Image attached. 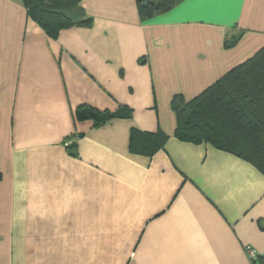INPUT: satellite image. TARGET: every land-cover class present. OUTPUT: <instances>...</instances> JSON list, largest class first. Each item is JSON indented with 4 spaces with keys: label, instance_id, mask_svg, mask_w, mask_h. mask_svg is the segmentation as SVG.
<instances>
[{
    "label": "crops",
    "instance_id": "0c3cea01",
    "mask_svg": "<svg viewBox=\"0 0 264 264\" xmlns=\"http://www.w3.org/2000/svg\"><path fill=\"white\" fill-rule=\"evenodd\" d=\"M82 7L93 26L54 40L0 0V264H251L264 173L178 139L172 101L264 49V0L145 20L136 0ZM84 106L115 118L79 122ZM134 133L163 138L139 153Z\"/></svg>",
    "mask_w": 264,
    "mask_h": 264
},
{
    "label": "trees",
    "instance_id": "16d2710c",
    "mask_svg": "<svg viewBox=\"0 0 264 264\" xmlns=\"http://www.w3.org/2000/svg\"><path fill=\"white\" fill-rule=\"evenodd\" d=\"M22 1L28 18L54 40L64 30L91 28L94 23L82 7V0ZM136 1L139 15L145 20L171 11L184 0ZM172 109L177 118L178 139L234 154L264 173V49L198 98L187 102L182 96L174 97ZM76 118L101 126L115 115L84 106L76 111ZM158 135L163 138L161 134L134 133L132 150H158ZM254 264H264V254Z\"/></svg>",
    "mask_w": 264,
    "mask_h": 264
},
{
    "label": "snow or ice",
    "instance_id": "6c2138e0",
    "mask_svg": "<svg viewBox=\"0 0 264 264\" xmlns=\"http://www.w3.org/2000/svg\"><path fill=\"white\" fill-rule=\"evenodd\" d=\"M196 6L213 9L225 10L228 6V0H190Z\"/></svg>",
    "mask_w": 264,
    "mask_h": 264
},
{
    "label": "built area",
    "instance_id": "2783aa9c",
    "mask_svg": "<svg viewBox=\"0 0 264 264\" xmlns=\"http://www.w3.org/2000/svg\"><path fill=\"white\" fill-rule=\"evenodd\" d=\"M262 255L259 254L257 251H255L254 249L248 248V257L250 259L251 264H254L255 261L257 260V258Z\"/></svg>",
    "mask_w": 264,
    "mask_h": 264
}]
</instances>
